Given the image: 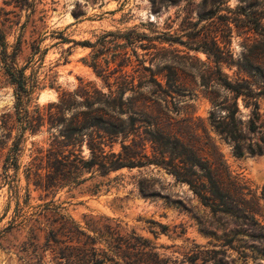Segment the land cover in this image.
<instances>
[{
  "label": "rangeland",
  "instance_id": "374dc122",
  "mask_svg": "<svg viewBox=\"0 0 264 264\" xmlns=\"http://www.w3.org/2000/svg\"><path fill=\"white\" fill-rule=\"evenodd\" d=\"M0 31V229L17 208L29 217L0 238V264H91L90 248L106 242L119 264L123 255L130 264H264V0H0ZM22 67L35 85L22 110L46 114L69 93L67 115L81 119L117 98L135 128L117 136L115 152L148 130L133 111L154 115L202 165L187 175L220 181L229 212L207 205L183 169L176 177L154 163L85 170L79 185L48 191L27 185L34 149L44 153L57 132L47 121L24 132L18 189L6 184L1 166L18 133L4 138L2 125L17 118L6 70ZM87 138L75 147L84 159Z\"/></svg>",
  "mask_w": 264,
  "mask_h": 264
},
{
  "label": "trees",
  "instance_id": "16d2710c",
  "mask_svg": "<svg viewBox=\"0 0 264 264\" xmlns=\"http://www.w3.org/2000/svg\"><path fill=\"white\" fill-rule=\"evenodd\" d=\"M0 45L5 49V37L1 31ZM92 66L96 69V61L93 62ZM23 70L24 67L6 70L11 83L15 85L17 118H12L13 124L9 125L7 119L2 125L3 130L7 133L4 134V138L11 139L13 129L18 130V133L13 136V142L1 166L6 184L18 189V153L21 150L20 143L24 140V132L37 133L47 121L48 129L56 128L57 132L51 133L49 136L50 147L45 149L44 153L42 149H34V155L24 170L27 185L31 183L35 188L48 191L55 187L79 185L86 180V178H81L82 172L85 170L92 174L96 172L99 175H105L111 170L122 167L154 163L169 168L176 177H181V169H183V180L191 183L207 205L215 210L229 212L226 204L228 197L220 181L211 174L188 176L186 170L191 166L202 167V165L194 159L183 156V143L177 136L167 132L154 115L143 111H133V114H139L141 118L136 121L147 125L148 130L144 132V137H140L138 140L133 139L130 144H125L124 139H122L120 141L121 150L115 152L112 144L118 138L117 136L123 135L125 138V134H129L131 129L135 128L134 118H132V122L125 124V121L119 117L123 109L117 98H106L98 102L101 106L83 113L81 119L78 113L67 115V112L70 111L71 97H73L69 93H62L58 102L49 106L46 114L40 113L36 105L31 111L27 107L22 110L20 105L31 100L35 88L34 84L29 85L27 83ZM24 97L26 101H24ZM89 100L85 101L86 106H93L94 103ZM20 110L24 112L23 116H21ZM84 129L89 132H83ZM85 135L88 137L89 157L87 159L80 155V149L75 148L79 146ZM146 142H150L152 151L150 155L145 152ZM106 146L109 149H106ZM11 169L12 173L9 172ZM193 175H195L194 172ZM262 192L264 194V186ZM25 195L29 199L28 190H26ZM19 211L17 208L15 218L9 221L6 227L0 229V238L12 226L22 225L29 221V217L22 213L18 214ZM40 212L36 211L30 214H40ZM16 217H21V219L14 224ZM87 237L92 244L97 241V237ZM111 248L107 242L104 248L95 249L91 247L88 254L91 264H103L105 260L112 264H119L114 256L111 257L107 254V251H112ZM117 249L120 248L117 247ZM124 257L126 256H122L123 263L130 264L128 261H124Z\"/></svg>",
  "mask_w": 264,
  "mask_h": 264
}]
</instances>
